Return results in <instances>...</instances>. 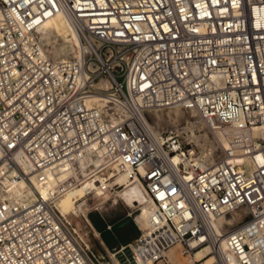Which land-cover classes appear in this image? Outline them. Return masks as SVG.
I'll return each instance as SVG.
<instances>
[{
    "label": "built area",
    "instance_id": "built-area-1",
    "mask_svg": "<svg viewBox=\"0 0 264 264\" xmlns=\"http://www.w3.org/2000/svg\"><path fill=\"white\" fill-rule=\"evenodd\" d=\"M57 13L81 45L54 59L38 28ZM176 106L233 126L229 145L207 160L199 127L154 132L148 114ZM256 129L264 0H0V264H103L57 203L87 181L123 188L111 181L125 171L152 206L117 264H174L177 245L189 264H264Z\"/></svg>",
    "mask_w": 264,
    "mask_h": 264
},
{
    "label": "rangeland",
    "instance_id": "rangeland-1",
    "mask_svg": "<svg viewBox=\"0 0 264 264\" xmlns=\"http://www.w3.org/2000/svg\"><path fill=\"white\" fill-rule=\"evenodd\" d=\"M52 41L53 44L56 46L60 44H61L60 46H63L65 43L67 44V42L64 41L62 36H57ZM45 45L50 49L51 44L46 43ZM73 55L74 54H71L70 56ZM53 56L60 58L64 57V56H55V55ZM174 109L175 107L164 109V111H162L163 113L162 120H158L157 118H155L156 117L155 114L150 112L148 114L149 121L154 125H158L159 129L166 130L174 127L175 125L178 126L190 125L189 124L190 122H188L189 119L193 121L195 118H198V117L192 118L191 112L183 109L182 116H180V119L177 122H173V118L172 116L171 117L169 116L170 114L169 112L171 111V114L173 115ZM197 126H199L200 128V124L199 125L197 124ZM205 131L206 129H203L201 127L200 131H195V133L196 135H200V133L202 134ZM188 132L190 133V131ZM207 135L211 137L209 133ZM215 145L218 146L216 149V153H219L221 146L218 145L217 143L213 144V146ZM111 184L112 185L120 184L121 186H123V188H113L107 190L93 191V189L97 188L96 181L85 182L81 186V188L78 191H76V193L73 195L74 199L76 200L73 202L74 207L66 212L68 215L67 217L71 219L74 226L78 228L79 232L81 233V236L87 241L93 252L96 254V256L103 264H111L112 262L111 254L105 251L101 239L98 236L97 230H94L93 228L91 219L93 218L97 226L102 229L103 239L108 244V246L111 249H114L120 246L121 244H126L129 241L131 242L135 241V238L140 234V231L134 219L135 217L139 219L140 216L145 215V211L140 213V208H139L142 202L145 200V197L142 195V196H137L136 199H133L134 197H132L129 193L131 187H133V182H130V180L126 175H124L123 173L116 175L113 178V182ZM116 190L120 192V196L117 198V201L115 202L108 201L112 198L110 195H112L113 192ZM105 200L106 203H103V201L105 202ZM98 201L103 203L99 207L100 210H96L94 208L96 206L95 204L98 203ZM69 203H67V201H63V205L60 203V208L63 211H65V209L69 207L68 206ZM75 212L79 216H75ZM129 212H132V214L129 215ZM232 216L233 214H229V218H231ZM101 218L114 219L118 221L117 223L114 224L113 229L108 230L105 228V223L102 220H100ZM87 220L91 223L92 226L86 222ZM124 223L125 225L122 226V224ZM237 224L238 222H235L232 225H226V226H235ZM182 259L184 263L188 262L187 258L182 257Z\"/></svg>",
    "mask_w": 264,
    "mask_h": 264
},
{
    "label": "bare ground",
    "instance_id": "bare-ground-1",
    "mask_svg": "<svg viewBox=\"0 0 264 264\" xmlns=\"http://www.w3.org/2000/svg\"><path fill=\"white\" fill-rule=\"evenodd\" d=\"M38 33L40 35L42 43L44 44V46H45V48L47 50V53L52 58H54V59L60 58V57H54L53 55H55V56H64L62 58H66V57H69L71 54L75 55V54L78 53V47L81 45L80 35H79L78 31L76 30L75 25L72 22V20L67 15H65L64 13H57V14H55L53 16H50L48 19H46L45 22L38 28ZM57 36H62L64 41L67 42V44L65 43L63 46H60L61 44L57 45V46L54 45L52 40H54V38L57 37ZM46 43L47 44L48 43L51 44L50 49H49V47H47L45 45ZM59 43H60V41H59ZM58 46H60V47H58ZM162 111H164V109H162V110H160V109L153 110L151 112L155 114V116H156L155 118H157L158 120H162L163 119ZM182 112H183V108H181L179 106H176L175 109H174V114L172 115L171 111H170L169 112L170 113L169 116L170 117L172 116L173 122H177L180 119V116H182ZM190 112H191L192 118L193 117H198V118H195L193 121L190 120V119L188 120V122H190L189 124L191 125L190 129L193 130L194 127L197 126V124L198 125L200 124V129H201V127L203 129H206V131L204 133H202V134L200 133V135H196L195 131H193L191 136L194 137L196 139V141H198V142H201L202 139H205L207 141V146H206V149H205L207 151L206 159L207 160H212L213 157H214V156H212L213 152L218 147L216 145L213 146V144L217 143L218 145L221 146L222 149H224L226 146L229 145V139H230L231 136L234 135V133H236V131H235L233 126H226V127H223V128H217V129L213 130V126H212L211 123H209L208 121L200 118L195 111H190ZM150 124H151V127H152L154 132H158V131L161 130V129L158 128V125H154L151 122H150ZM197 127H199V126H197ZM208 133L210 135H212V134L213 135L210 137V136L207 135ZM254 134L255 135L264 136V131L256 129L254 131ZM206 136H208V137H206ZM237 161H239L241 163L245 162L246 166L248 168H250V163L248 162L247 159L238 157ZM123 174L128 177V171H125ZM112 182H113V179H112L111 183ZM135 183L139 184L143 188V191H144V186L141 183H139V182H135ZM23 185L24 184L21 182L20 186H23ZM82 185L67 191L58 200L57 206H58L59 210L62 212V214L69 221H71V219H69L67 217L68 216L67 213H65L69 207H67L65 209V211H63L60 208V203L62 201H67V203L70 202L68 206H70V207L73 206V202L76 201L74 199L73 195L76 193V191H78L81 188ZM107 189H109V188H107V187L106 188H102V187L97 186V188L93 189V191H96V190H107ZM140 189L141 188H139V186H137L135 188L134 192H137ZM45 192H46V189H45ZM144 195H145V200L142 202V204L140 205L139 208H140V213L145 211V215L140 216L139 219H137V217H136V220L138 221V223L140 224V226L142 228H146L148 226V224H149L148 216H149V213H150V208L152 206V201H150L149 198L146 196L145 191H144ZM110 196L112 198L110 200H108V201L115 202V201H117V198L120 196V192L118 190H116ZM110 196H108V197H110ZM103 203H106V200H105V202L103 201ZM103 203L98 201V203L95 204L96 206L94 208L96 210H100L99 207ZM243 211H244V213H246V210H243ZM243 211L242 210L233 211L232 213H230V214H233V216L231 218H229V214H226V215H223V216L219 217L218 220L215 223L216 227L218 229H220L223 226L232 225L235 222H238L244 216ZM75 216H79V215L75 212ZM86 222L91 225V223L88 220ZM75 228L79 232V230H78V228L76 226H75ZM224 246H226V243L224 244ZM169 253L171 255V260H172V262L174 264H189V257L183 256L180 253L178 245L173 247V248H171ZM202 253L203 252H198L197 253V257H201ZM182 257L187 258L188 262L184 263ZM111 264H117V262H115V260L113 259ZM230 264H240V263L237 262L236 260H232Z\"/></svg>",
    "mask_w": 264,
    "mask_h": 264
},
{
    "label": "crops",
    "instance_id": "crops-1",
    "mask_svg": "<svg viewBox=\"0 0 264 264\" xmlns=\"http://www.w3.org/2000/svg\"><path fill=\"white\" fill-rule=\"evenodd\" d=\"M137 186H139V188H141L139 191H137V192H134V190H135V188L137 187ZM129 193H130V195L132 196V197H134L133 199H136V197L137 196H144L145 197V195H144V191H143V188L139 185V184H137V183H135V182H133V187H131V189H130V191H129ZM61 204L63 205V201L61 202ZM74 206H69V208L67 209V211L68 210H70L71 208H73ZM66 211V212H67ZM65 212V213H66ZM100 220H102L104 223H105V228L106 229H108V230H111V229H113V227H114V224L115 223H117V221L118 220H114V219H106V218H101ZM91 222H92V224H93V228H94V230H97V232H98V236H99V238L101 239V242H102V244H103V247H104V249H105V251L106 252H108V253H112L113 251H115L117 248H119L121 245H126V244H128V243H130L131 241H129L128 243H126V244H121L120 246H118V247H116V248H114V249H111L109 246H108V244L105 242V240L103 239V236H102V229L101 228H99L98 226H97V224L95 223V221L93 220V218L91 219ZM108 225H112V227L111 228H109L108 227ZM125 225V223L124 224H122V226H124ZM81 234V233H80ZM139 236V235H138ZM137 236V237H138ZM136 237V238H137ZM135 238V239H136Z\"/></svg>",
    "mask_w": 264,
    "mask_h": 264
}]
</instances>
